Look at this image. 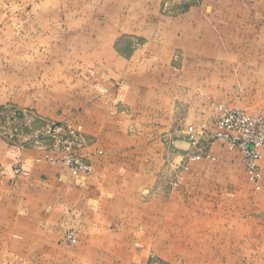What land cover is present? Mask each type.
<instances>
[{
	"label": "crops",
	"instance_id": "obj_1",
	"mask_svg": "<svg viewBox=\"0 0 264 264\" xmlns=\"http://www.w3.org/2000/svg\"><path fill=\"white\" fill-rule=\"evenodd\" d=\"M11 4L0 264H264V154L257 188L239 148L204 145L217 104L264 109V0ZM65 120L82 125L86 173L45 159ZM201 123L191 150L185 128ZM187 153L203 154L183 166Z\"/></svg>",
	"mask_w": 264,
	"mask_h": 264
},
{
	"label": "built area",
	"instance_id": "obj_2",
	"mask_svg": "<svg viewBox=\"0 0 264 264\" xmlns=\"http://www.w3.org/2000/svg\"><path fill=\"white\" fill-rule=\"evenodd\" d=\"M216 130L211 137L228 145L230 149L240 148L242 163L248 179L259 187L261 174L258 162L264 154V111L258 114H249L239 108H229L222 104L215 106ZM53 131L60 135H66L67 146L61 161L77 170H87L89 166L83 157L76 153L75 143L81 142L80 130L72 124L57 126ZM190 136L204 134L206 129L202 124L200 130L195 132L194 127H189ZM55 150H59L56 146ZM199 157V156H197Z\"/></svg>",
	"mask_w": 264,
	"mask_h": 264
},
{
	"label": "rangeland",
	"instance_id": "obj_3",
	"mask_svg": "<svg viewBox=\"0 0 264 264\" xmlns=\"http://www.w3.org/2000/svg\"><path fill=\"white\" fill-rule=\"evenodd\" d=\"M40 1V0H37V2ZM12 0H0V8L4 7V10H6L7 12L5 13H1L0 12V21H6V20H15L16 17H13L15 16V14H13L12 12ZM25 3V2H24ZM27 3V2H26ZM27 15V14H26ZM25 15V16H26ZM1 47V46H0ZM218 105V104H217ZM223 105V104H222ZM226 106V105H224ZM228 107V106H227ZM240 109V108H239ZM244 110V109H242ZM246 111V110H244ZM264 109L260 110L258 113H261L263 112ZM247 112V111H246ZM249 113V112H247ZM256 113V114H258ZM250 114V113H249ZM68 124H72L73 127H76L80 130V136H81V142H78V143H75V146H74V149L76 151L77 154L81 155L83 157V159L87 162L88 166H89V169L83 171V170H77L75 168H72L70 166H67L66 164H64L62 161H61V155L64 154L65 150H66V147L67 146H71L72 147V144H69L67 141H66V135H63L62 134V138L60 137V135L56 134L53 129L57 126H64V125H68ZM203 123H201L197 128L191 124H189L188 126H186L185 128V141L188 143V146H189V149H195L197 151H201L203 150L202 146H201V143L200 140L202 138L205 139V137H207V135H210L208 134L209 132V129H208V125L206 126L205 124L204 127L206 129V132L204 134H198L196 135L195 137H191L190 136V132H189V127L192 126L194 127V130L195 132H198L200 130V126L202 125ZM215 131H213L211 133V136L213 135ZM47 136L51 139V144L49 145V147L47 148V152H46V155H45V159H47V161L51 162V163H55V162H59L61 163L63 166L69 168V170L75 172V173H86L88 171L91 170V164L90 162L87 160V157L85 155H83L81 153V149L84 147V136H83V131H82V125L78 124V123H75L74 121H71V120H65V121H58V122H52L50 123L49 127H48V130H47ZM209 136L206 140V144L204 145H207V144H212L214 140V137H211ZM218 140V139H217ZM226 144V143H225ZM227 145V144H226ZM58 147L59 150H55V147ZM228 147V145H227ZM229 148V147H228ZM230 149V148H229ZM232 149H235V148H232ZM240 149V148H239ZM203 154V153H202ZM201 153H196V154H188L187 155L185 154V157H184V160H186V163H182L183 166H186L187 165V161L189 160H195V159H198L202 156ZM199 156V157H197ZM244 166V165H243ZM74 235H73V232L72 231H68L65 235H64V239L68 242V243H71L74 241ZM3 264H12L11 262L9 261H4Z\"/></svg>",
	"mask_w": 264,
	"mask_h": 264
}]
</instances>
